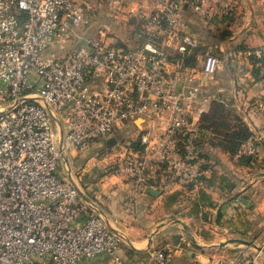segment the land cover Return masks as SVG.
<instances>
[{"label":"built area","instance_id":"2783aa9c","mask_svg":"<svg viewBox=\"0 0 264 264\" xmlns=\"http://www.w3.org/2000/svg\"><path fill=\"white\" fill-rule=\"evenodd\" d=\"M208 1L155 0L153 12L142 17L144 41L137 50H120L103 33L61 55L54 46L62 35L89 24L79 0H0V264H81L102 254L108 264H125L120 235L60 168L47 105L64 126L66 154L86 151L139 118L163 122L158 132L145 128L138 148L119 155L134 179L126 209L145 193L156 167L191 183L204 176L178 154L177 137L201 103L200 75L212 77L239 58L202 50L183 24L185 7L205 13ZM192 56L194 64L187 65ZM241 151L257 157V140L248 139ZM173 254L169 245L156 246L137 264H172ZM261 256L241 246L212 254L207 264H256Z\"/></svg>","mask_w":264,"mask_h":264},{"label":"crops","instance_id":"0c3cea01","mask_svg":"<svg viewBox=\"0 0 264 264\" xmlns=\"http://www.w3.org/2000/svg\"><path fill=\"white\" fill-rule=\"evenodd\" d=\"M79 1L89 24L62 35L54 46L61 55L84 45L87 39H101L103 33L122 50L142 46V17L153 12L155 0ZM227 3L229 11L224 7ZM181 17L202 50L220 57L228 52L239 55L236 62L221 66L212 77L200 75L204 88L184 132V156L178 149L189 162L205 166L204 176L191 183L168 167H156L148 175L145 193L132 208L124 207L134 179L123 171L121 153L110 154L108 159L116 157L119 163L110 161L108 167L107 159H95L91 151L106 145L110 138L118 140L114 146L122 151L137 149L138 136L145 128L154 126L155 132L163 128L159 120L150 125L143 118L136 119L122 134H115L117 130L86 151L68 154L78 166L76 175L72 171L76 182L82 181L91 205L120 234L125 264H137L148 257L151 248L163 245L173 249L172 264H207L212 254L232 253L243 246L217 247L228 239H248L264 246V0H209L205 13L185 7ZM255 59L262 62L254 63ZM259 67L255 76L253 71ZM213 101L231 108L251 130L258 148L253 163L243 164L238 156H231L218 145L219 136L202 127L201 115L210 110ZM150 188L158 193H150ZM108 263L105 254L81 262ZM256 264H264V255Z\"/></svg>","mask_w":264,"mask_h":264},{"label":"trees","instance_id":"16d2710c","mask_svg":"<svg viewBox=\"0 0 264 264\" xmlns=\"http://www.w3.org/2000/svg\"><path fill=\"white\" fill-rule=\"evenodd\" d=\"M258 62L262 61L257 59L254 60V63ZM193 64L194 57L192 56L190 60H187V65ZM260 68L261 67L253 71L255 76L259 74ZM262 79H264V76ZM201 125L203 128L207 130L209 129L218 135V145L226 150L231 156H238L241 163L250 164L255 161L253 157L246 156L241 151L242 145L252 137V132L243 122L241 117L236 115L231 108H227L221 102L213 101L210 110L201 115ZM177 138L178 149L182 156H184L182 141L185 139V136L184 134H181ZM200 167L205 169L204 165H200Z\"/></svg>","mask_w":264,"mask_h":264},{"label":"water","instance_id":"95a60500","mask_svg":"<svg viewBox=\"0 0 264 264\" xmlns=\"http://www.w3.org/2000/svg\"><path fill=\"white\" fill-rule=\"evenodd\" d=\"M47 109L49 110L52 119L57 127V131H58V137H59V148L62 151V161L64 162V170L66 172V175L68 177V179L71 181V183L77 188L80 197L95 211H97L98 213H100L93 205H91V202L89 200V198L85 195L84 191L82 190V188L80 187V185L76 182L75 177L72 173V169L70 167V163H69V159H68V154H66L63 151V143H64V130H63V126L61 121L59 120V118L57 117L56 113L47 105ZM118 143V140L116 138H110L106 141V146L108 148L113 147L114 145H116ZM149 192L152 194H157V190L154 188H150ZM101 214V213H100ZM102 215V214H101ZM103 216V215H102ZM104 217V216H103ZM107 224L109 225L108 221L106 220ZM110 226V225H109ZM111 227V226H110ZM120 235V234H119ZM121 237V236H120ZM191 237V235H190ZM192 238V237H191ZM228 245H243V246H247V247H251L254 248L260 252H262V254L264 255V246L259 244L256 241L253 240H248V239H228L224 242H221L217 245V247H227Z\"/></svg>","mask_w":264,"mask_h":264},{"label":"rangeland","instance_id":"374dc122","mask_svg":"<svg viewBox=\"0 0 264 264\" xmlns=\"http://www.w3.org/2000/svg\"><path fill=\"white\" fill-rule=\"evenodd\" d=\"M123 129H124V127L123 128H121V129H119L117 132H115V134H122L123 132H121V131H123ZM114 134V135H115ZM121 143H119V145H120ZM114 148V149H113ZM113 149V150H112ZM108 150H110L109 152H108ZM92 153V156H94L95 157V159H97V158H104V160L105 159H107V163H109V164H107L108 165V167H110V165H112V163L110 162V161H117L116 163H119L118 162V160H116V159H118V158H113V160H110V159H108L109 157H110V154L112 155V154H120L121 152H122V147H118V146H114V147H112V148H108L105 144L102 146V147H100V148H96V149H94V150H92L91 151ZM68 157V159H69V163H70V167H71V169H72V171L75 173V175H76V172L78 171L77 169H78V166L76 165V163H74V161L71 159V157L68 155L67 156ZM99 160H101V159H99ZM114 163V162H113ZM105 165H106V162L104 163ZM65 164H64V162L63 161H61V163H60V168H61V170H64V166ZM105 169H107L108 170V168H105ZM77 179H78V177H76ZM78 181L80 182L79 183V185L81 186V183H82V181H80L79 179H78ZM81 188H82V186H81Z\"/></svg>","mask_w":264,"mask_h":264}]
</instances>
